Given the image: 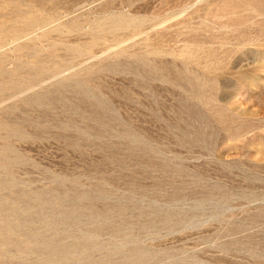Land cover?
I'll list each match as a JSON object with an SVG mask.
<instances>
[{"label":"rangeland","instance_id":"1","mask_svg":"<svg viewBox=\"0 0 264 264\" xmlns=\"http://www.w3.org/2000/svg\"><path fill=\"white\" fill-rule=\"evenodd\" d=\"M0 181V264H264V0H0Z\"/></svg>","mask_w":264,"mask_h":264},{"label":"bare ground","instance_id":"2","mask_svg":"<svg viewBox=\"0 0 264 264\" xmlns=\"http://www.w3.org/2000/svg\"><path fill=\"white\" fill-rule=\"evenodd\" d=\"M28 59V58H27ZM1 182V181H0ZM2 190V189H1ZM3 194V193H2ZM19 197V196H18ZM12 217V216H11Z\"/></svg>","mask_w":264,"mask_h":264}]
</instances>
